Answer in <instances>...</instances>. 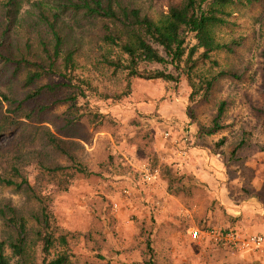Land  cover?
<instances>
[{
  "label": "rangeland",
  "instance_id": "obj_1",
  "mask_svg": "<svg viewBox=\"0 0 264 264\" xmlns=\"http://www.w3.org/2000/svg\"><path fill=\"white\" fill-rule=\"evenodd\" d=\"M183 1L125 0L155 22ZM33 12L24 15L25 23ZM228 12L229 24L213 33L219 43L240 42L233 53L214 52L190 76L142 63L141 70L178 80L133 79L130 89L127 71L106 63L125 62L126 56L103 41L101 24L77 34V80L64 92L78 98L54 106L52 98L29 132L12 126L0 134V173L28 182L21 189L0 186V205L16 208L28 227L26 252L14 256L9 244L16 232L0 217V245L10 264H42L61 255L68 256L67 264H264V254L216 240L224 230L264 236V216L251 204H264V0ZM26 74L13 83L16 97L10 101L0 84V122L30 90L23 89ZM48 131L69 154L44 148ZM38 152L45 165L66 170L45 171ZM69 156L89 173L75 171ZM44 212L48 231L40 223ZM47 233L54 245L45 254Z\"/></svg>",
  "mask_w": 264,
  "mask_h": 264
},
{
  "label": "trees",
  "instance_id": "obj_2",
  "mask_svg": "<svg viewBox=\"0 0 264 264\" xmlns=\"http://www.w3.org/2000/svg\"><path fill=\"white\" fill-rule=\"evenodd\" d=\"M258 1L260 0H184L180 6L170 8L166 16L155 22L143 14L140 8L125 0H4L1 3L0 84L7 92L3 94V99L10 101L16 97L13 83L23 71H27L23 89L30 90L23 95L22 100H14L16 104H10V108L14 109L13 114L5 116L0 122V134L12 126H20L21 131L29 132L31 124L44 113L52 98L53 106L78 98L79 93L75 92V96H71L64 89L69 88L70 82L77 80L74 74L77 68L76 55L80 50L77 34L86 27L95 28L100 23L103 41L111 47L119 48L126 56L125 62L121 59H107L106 63L115 70L127 71L130 89V80L133 79L178 80L173 74L164 71L141 70L142 63L171 66L190 76L198 62L209 60L214 52L224 50L233 53L241 43L237 40L219 43L213 31L229 24V7L251 5ZM25 7L28 9L24 10ZM31 11H34L30 15L32 19L25 23L23 17ZM199 51V56L195 57ZM228 73L230 74L223 72L221 76ZM54 77L65 82H55ZM212 85V81L207 82L206 97ZM78 89H82L80 85ZM35 101L40 103L38 108L29 105ZM220 111H223V107ZM91 115L97 117L96 114ZM35 129L36 138L38 128ZM218 129L219 126L215 124L212 131ZM42 140L44 148L49 147L53 152L64 155L70 153L66 143L49 131ZM37 154L45 171L59 173L66 170L63 166L45 165L44 155L40 152ZM69 157L74 163L75 171L86 175L89 173L75 158ZM13 174L21 177L18 173ZM24 185L28 186L25 178L18 183L0 173V186L21 189ZM0 217L16 232L9 244L11 251L14 256L23 257L28 234L26 220L8 203L0 205ZM42 220L40 223L48 231L50 220L46 212L43 213ZM42 241L43 253L47 254L54 245L53 235L47 233ZM60 241L67 245L64 236L60 237ZM67 261L68 256L61 255L51 261L44 260L42 264H67ZM0 264H10L5 255L4 244L0 245Z\"/></svg>",
  "mask_w": 264,
  "mask_h": 264
},
{
  "label": "built area",
  "instance_id": "obj_3",
  "mask_svg": "<svg viewBox=\"0 0 264 264\" xmlns=\"http://www.w3.org/2000/svg\"><path fill=\"white\" fill-rule=\"evenodd\" d=\"M150 178H156V175L151 176ZM199 233L200 232L198 231H194L192 237L194 239H199ZM216 240L227 242V244H231L243 252L264 254V236L261 234H253L244 238L233 231L220 232V234L216 236Z\"/></svg>",
  "mask_w": 264,
  "mask_h": 264
},
{
  "label": "crops",
  "instance_id": "obj_4",
  "mask_svg": "<svg viewBox=\"0 0 264 264\" xmlns=\"http://www.w3.org/2000/svg\"><path fill=\"white\" fill-rule=\"evenodd\" d=\"M244 202H245V201H244ZM245 203L248 204V202H245ZM250 203H251V202H250ZM251 204L253 205L252 207H255V209H257L258 212H259L261 215L264 216V204H263V203H261L260 201L254 199V202H252ZM208 232H209V231H207V233H208ZM201 235H202V234H201ZM203 235H205V234H203Z\"/></svg>",
  "mask_w": 264,
  "mask_h": 264
}]
</instances>
